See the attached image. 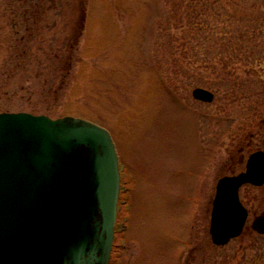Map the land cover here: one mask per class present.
Instances as JSON below:
<instances>
[{
    "label": "rangeland",
    "instance_id": "rangeland-1",
    "mask_svg": "<svg viewBox=\"0 0 264 264\" xmlns=\"http://www.w3.org/2000/svg\"><path fill=\"white\" fill-rule=\"evenodd\" d=\"M5 110L111 133L122 178L110 264H264L252 230L264 187L241 191V238L210 235L218 182L264 150V0H0Z\"/></svg>",
    "mask_w": 264,
    "mask_h": 264
},
{
    "label": "water",
    "instance_id": "water-1",
    "mask_svg": "<svg viewBox=\"0 0 264 264\" xmlns=\"http://www.w3.org/2000/svg\"><path fill=\"white\" fill-rule=\"evenodd\" d=\"M196 101L215 95L196 88ZM264 186V152L216 187L210 235L240 238L249 219L245 186ZM121 191L111 133L74 117L0 114V264H110ZM252 229L264 236V215Z\"/></svg>",
    "mask_w": 264,
    "mask_h": 264
},
{
    "label": "flooded vegetation",
    "instance_id": "flooded-vegetation-1",
    "mask_svg": "<svg viewBox=\"0 0 264 264\" xmlns=\"http://www.w3.org/2000/svg\"><path fill=\"white\" fill-rule=\"evenodd\" d=\"M27 1V0H26ZM30 1H33V0H30ZM54 1H56V0H54ZM76 2H80L81 3V0H75ZM86 17H87V19H88V16L87 15H85ZM264 129V122L261 124V128H260V130H263ZM254 138V136L252 137V139ZM254 140V139H253ZM252 142L253 141H250V143H249V145L247 146V148H248V150H251V147H252ZM259 151H263L264 152V150H262V148H260V147H257V150L256 151H253V152H251L252 154L253 153H256V152H259ZM251 154V155H252ZM250 155V156H251ZM264 187V186H263ZM256 188V187H255ZM259 188H262V187H259ZM241 201H242V199H241ZM242 204L244 205V207L247 209V207L245 206V204L243 203V201H242ZM248 210V209H247ZM248 212H249V210H248ZM249 217H250V212H249ZM117 234V233H116Z\"/></svg>",
    "mask_w": 264,
    "mask_h": 264
},
{
    "label": "trees",
    "instance_id": "trees-1",
    "mask_svg": "<svg viewBox=\"0 0 264 264\" xmlns=\"http://www.w3.org/2000/svg\"><path fill=\"white\" fill-rule=\"evenodd\" d=\"M19 112H21V111H19ZM2 113H11L9 110H5V111H3ZM16 113H18V112H16ZM32 114V113H31ZM34 114V113H33ZM34 115H37L36 113L34 114Z\"/></svg>",
    "mask_w": 264,
    "mask_h": 264
}]
</instances>
